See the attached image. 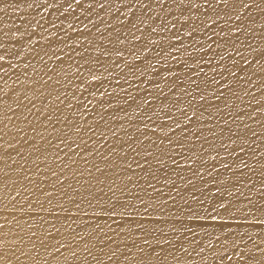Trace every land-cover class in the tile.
I'll return each mask as SVG.
<instances>
[{"label": "bare ground", "instance_id": "6f19581e", "mask_svg": "<svg viewBox=\"0 0 264 264\" xmlns=\"http://www.w3.org/2000/svg\"><path fill=\"white\" fill-rule=\"evenodd\" d=\"M0 43V264H264V0H0Z\"/></svg>", "mask_w": 264, "mask_h": 264}, {"label": "snow or ice", "instance_id": "6c2138e0", "mask_svg": "<svg viewBox=\"0 0 264 264\" xmlns=\"http://www.w3.org/2000/svg\"><path fill=\"white\" fill-rule=\"evenodd\" d=\"M77 2H79V0H77ZM181 2H183V0H181ZM136 3L139 4L140 3V0H136ZM255 3H256V0H216V4L217 5H221V4L224 5L225 15L229 16L230 18L234 15L235 16V19L238 20V21L241 19L242 13L246 9H249ZM100 7L102 8L103 5H101ZM228 9H230V11H227ZM217 15H219V13H217ZM143 22L144 21L141 20V23H143ZM134 27H135V25H134ZM153 31H155V29H153ZM222 31H223V29H222ZM229 31L235 32V33H239V32H241V27H231L229 29ZM137 39H139V38L137 37ZM121 43H123V41H121ZM3 49H4V45L2 43H0V52H2ZM29 51H31V50L29 49ZM11 55H12V53H11ZM237 55H239V52H237ZM260 56H261V59H264V53H260ZM17 58H18V56H17ZM4 59H5L4 54H0V61H3ZM244 63L245 64H248V60L247 59H244ZM25 67H27V65H25ZM0 68H2V65H0ZM259 71L260 72H264V68H260ZM233 75H235V73H233ZM51 79H52V77L49 76L48 77V80H51ZM24 82L27 83V80H25ZM33 83H36V82H33ZM57 83H59V82L57 81ZM45 84H47V81H45ZM4 93H5V89L0 88V94H4ZM187 95H191V94L190 93H187ZM2 97L3 96L0 95V104L3 103V98ZM24 99L25 100H29L28 95H25L24 96ZM203 99H204V96L201 95L200 96V100H203ZM195 100H196V97L195 96H192V101H195ZM68 106L71 107V104H69ZM191 106H192V102L189 101V107H191ZM18 107H19V105H18ZM33 107H35V105H33ZM178 111H181V114L182 115L187 116V109L178 110ZM168 118L171 119V117H168ZM9 119H11V118L9 117ZM48 119L50 120L51 117H49ZM0 123H2V120H0ZM175 126L177 128H179L180 127V124L179 123H176ZM2 131L3 130L0 129V132H2ZM33 131H35V129H33ZM53 131L58 132L59 129H53ZM79 131H80V128H77L76 129V132H79ZM41 138L43 139V137H41ZM2 139H3V136H0V140H2ZM68 140H71V141L75 142L74 139H72L71 137L67 136L65 140H58V145L59 144H63L65 146H67V141ZM73 144H75V143H73ZM76 146L78 147L79 145H76ZM77 155H79V154L77 153ZM0 159H2V155H0ZM56 159L59 160L60 157L59 156H56ZM72 162L75 163L74 160ZM85 164H87V161H85ZM64 167H68V165H65ZM224 167L227 168L228 165H225ZM62 170L63 169H61V171ZM96 171L99 172V171H101V169L96 166ZM51 175L52 176H56L57 173L56 172H52ZM89 175H91V172H89ZM47 195L50 196L51 193H47ZM49 203H51V201H49ZM141 203H143V201H141ZM77 207H79V205H77ZM133 207H136V206H133ZM108 214L110 216H116L117 215V211H116L115 207L110 208ZM119 215L121 217H124V212L121 211L119 213ZM129 215H131V210H129ZM140 215H148L147 208H145L144 209V212L143 213H140ZM45 223H47V222H45ZM126 223H135L136 224V228L139 229V230H141V231H143V229L145 228V225L144 224L138 223L134 218H132L130 221H126ZM3 227H4V225L0 224V229H3ZM29 227H31V225H29ZM50 229H51L50 231L47 230V229H45V232L47 233V235L44 238L37 237L36 232L33 231L31 233V235L28 237V240H31L32 238L35 237V238H37L39 240L41 247H43L45 249V251H47V249L49 247H52L54 249V252H57L58 253L60 251V248H66L67 251L70 253L71 256H75V254H76L75 251H72L71 250L72 245H73L72 240H66V242L57 241V236L56 235H53L52 233H56L58 235L60 233L61 229L60 228H57L55 224L50 225ZM101 231H104V230L101 229ZM121 231H123V229ZM145 235H148V234L145 233ZM18 239H19V242L21 244H24L26 242L24 240V237H19ZM72 239L75 240L76 238L73 237ZM80 239L82 240L83 238L80 237ZM49 241H56L59 244V247H56L54 244H50ZM2 243H3V240H0V244H2ZM143 243L145 245H147L149 243V241L147 239H145L143 241ZM13 247H14L15 251H19L20 250L19 248H16L15 245ZM35 247H36L35 244H32L31 245V248H35ZM84 250L85 251L87 250V245L85 246V249ZM15 251H13V255H15ZM140 251L143 252L144 249L141 248ZM24 254H25L24 252H21V255H24ZM113 255H115V254L113 253ZM110 258L111 257H109V259Z\"/></svg>", "mask_w": 264, "mask_h": 264}, {"label": "rangeland", "instance_id": "374dc122", "mask_svg": "<svg viewBox=\"0 0 264 264\" xmlns=\"http://www.w3.org/2000/svg\"><path fill=\"white\" fill-rule=\"evenodd\" d=\"M139 8H141V7H139ZM142 9V8H141ZM105 95V92L103 93V95L102 96H104ZM218 193H219V191H217ZM223 207V206H222ZM214 219V218H213ZM222 219L220 218V219H214V221H216V222H220ZM228 255V254H227Z\"/></svg>", "mask_w": 264, "mask_h": 264}]
</instances>
